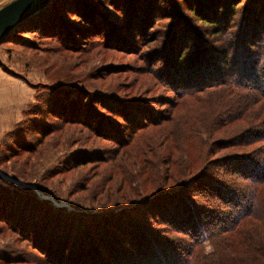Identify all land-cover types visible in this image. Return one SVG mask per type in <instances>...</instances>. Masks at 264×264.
I'll list each match as a JSON object with an SVG mask.
<instances>
[{"label":"trees","instance_id":"trees-1","mask_svg":"<svg viewBox=\"0 0 264 264\" xmlns=\"http://www.w3.org/2000/svg\"><path fill=\"white\" fill-rule=\"evenodd\" d=\"M162 1L51 0L18 24L10 34L37 30L42 36L58 39L60 47L68 49H83L93 42H84L85 36L104 37L108 47L114 44L115 48L130 51L146 42V31L158 17L167 15L171 22L163 44L143 55L147 68L155 69V72L157 69L155 74L160 75L174 93L173 98H164L168 105L163 111L170 109L171 113L177 109L178 116L157 112L144 98L90 91L62 78L46 86L49 89L47 97L55 99H48L46 110L42 108L45 111L41 114L44 116L41 123L33 120L40 127L38 137L30 139L27 144L17 142L18 150H33L41 138L54 131L56 125L46 122L50 114L54 115L53 119L60 118L61 123H79L88 128L96 137L114 144L109 150L143 145L147 148L162 143L166 159L175 147L170 142L169 133L163 131L177 130L176 133L185 140L183 143L188 144L195 152L194 156L200 158L198 160H202L201 165L198 163L196 169L181 161L175 172H169L167 168L165 174L167 179L169 176L182 178L159 185L155 193L124 197L118 209L98 212V219H93L94 215L83 217L85 222L98 220L102 230L95 229L94 233L85 229L83 235L89 245L84 250L82 248L78 264H264V147L255 151L244 149L255 141L264 140V0H164L160 8ZM106 3L120 16L124 27L119 25L122 23L110 21V15L103 11ZM158 9H162L160 14H156ZM69 13L77 15V21L69 18ZM193 16L212 26L218 45L214 47L208 42L206 45L200 42L196 35L198 31L191 25ZM117 26L127 31L122 34ZM139 39L143 41L138 43ZM193 40L197 43L190 54L188 51H192ZM155 99L157 105L163 98ZM257 104L259 106L255 108ZM182 105H185L186 114L179 108ZM209 115H219L220 122L225 116L224 124L247 120V125L237 123L234 126L235 133L232 128L222 136L224 139L212 143L214 150L215 145L219 149H230L222 156L209 158L214 150L210 146L204 147L198 133L192 134L201 127L205 130L214 127L212 122L205 123L202 119ZM152 128L159 129L160 137L150 135ZM142 134L144 137L140 138ZM96 152L103 153L84 150L72 161L102 159L103 155H94ZM9 190L0 187V217L3 215L6 219L10 218L14 204L11 197L1 193ZM200 192L212 194L217 202L215 206L206 208V203L202 205L193 201L196 199L194 193ZM28 194L31 204H37L38 208L33 206L30 209L27 204L20 205V208L36 213L46 200L37 198L33 192ZM16 199L17 193L13 201ZM141 207L148 209L155 221L162 220L185 236L177 241L164 242L152 236L148 229L134 234L136 230L127 220L136 219ZM56 211L70 215L64 210ZM49 216L53 218L52 214ZM50 220L42 221L39 232L51 228ZM71 225V222L66 225L65 221L63 227L69 229L54 230L56 246L48 257L53 264L72 263L64 260L65 249L60 245ZM103 233L106 239L100 243ZM137 236L142 239H136ZM128 240L133 242L132 247L124 249ZM205 240L212 247L209 252L205 251Z\"/></svg>","mask_w":264,"mask_h":264},{"label":"rangeland","instance_id":"rangeland-1","mask_svg":"<svg viewBox=\"0 0 264 264\" xmlns=\"http://www.w3.org/2000/svg\"><path fill=\"white\" fill-rule=\"evenodd\" d=\"M8 1L10 0H0V6ZM163 1L159 3L160 8ZM161 10L158 9L156 14H160ZM103 11L110 15L108 17L112 23L123 22L108 3L103 5ZM165 11L170 13V10ZM68 16L75 20L77 17L71 13ZM164 16L158 17L152 27L148 28L146 42L140 44L136 50L130 51H124L118 46L115 48L114 44L108 47L105 45L104 37L95 36L90 38L85 36L84 42H93L85 45L83 49L62 48L58 39L42 36L37 30L15 31L16 37L13 32L0 41V187L11 189L1 194L11 197V203L14 204L9 219L3 215L0 217V264H53L48 257L56 246L54 230L69 229L63 227L65 221L66 225L67 222H71L72 225L71 230L67 231L70 233L68 235L65 233L64 241L60 244L65 249L64 253L69 256L64 254L63 258L65 261H72L71 264H78L85 246L89 245V241L85 240L83 235L85 229L91 232L95 229L102 230L98 220L85 222L84 218L87 215L91 217L94 215L93 219H98L96 216L98 212L111 208L118 209V206L123 204L124 197L151 191L155 193L154 190L159 185L182 178L169 176L167 179L168 176L165 174L167 168L169 172H175L177 164L181 161L187 165L191 164L196 169L198 163L201 165L202 160H198L200 158L194 156L195 152H192L188 144L183 143L185 140L176 133L177 130H162L165 134L169 133L170 142L174 143L175 147V151L171 150L166 159L163 155L166 150L162 143L147 148L143 145L145 149L138 146L109 150L114 144L96 137L91 130L79 123H61L60 118L53 119V114L46 117V122L49 125H56L54 131L43 138L40 137L41 140L33 150H18L20 146L17 142L27 144L30 139L38 137L37 132L40 128L38 123L43 120L44 116L41 114L47 108L46 102L48 99H55L47 97L46 92L49 89L46 86L53 85L55 80L62 78L75 86L83 85L90 91L144 98L157 112L163 111L168 105L164 98H173L174 93L171 86L168 87L165 80L155 74L157 69L155 72V69L152 71L147 68L148 63L143 53L158 49L163 44L165 33L168 31L167 26L171 22L167 15ZM193 20L191 25L198 31L196 35L199 36L200 42H204L205 45L208 42L214 47L218 45L219 40L216 39L212 26L202 23L195 17ZM119 25L124 27L123 23ZM237 25L238 22L236 27ZM116 29L120 30V26ZM123 31L120 30L121 33ZM141 41L143 40L139 39L138 43ZM195 41L193 40L191 44L192 51L191 49L188 51L190 54L196 47ZM159 97L163 99L156 105L155 98ZM175 100L176 98L173 99ZM258 106L259 104L254 107ZM44 107L45 110H42ZM179 108L186 114L185 105ZM163 112L178 116L177 109L171 110V113L170 109ZM218 116L209 115L206 119L202 118L205 123L212 122L214 127H209L208 130L201 127L192 132L198 133L204 141L205 148L211 147L215 140L224 139L222 136L234 129L237 123L247 125V120L243 119L224 124L226 117L224 116L223 122H220ZM35 119L38 123L33 121ZM158 128L150 129L152 137H160L162 133ZM232 133H235V129ZM143 137L144 134L140 138ZM260 147H264V140L255 141L244 149L255 151ZM219 148L216 145L215 150L211 147L214 152L209 158L222 156L230 150ZM84 150L102 151V154L96 152L94 155L103 157L88 162L72 161L77 153ZM31 192L35 193L37 198L46 200L44 201L46 206L41 205L42 209L36 210L38 211L36 213L30 210L33 206L38 208L37 204L30 202L31 196L28 193ZM16 193L17 199L14 202ZM194 195L196 199L193 201L202 205L206 203V208L214 207L217 203L212 194L200 192ZM25 204L30 205L27 211L20 208V205ZM56 210H64L70 215ZM139 210L141 211L136 215V219L127 220L136 230L134 234L148 229L152 236L164 242L173 239L177 241L185 236L176 232L173 227L167 226L162 220L155 221L154 215L149 213L148 209L141 207ZM46 211H49V214ZM50 214L53 218L49 216ZM46 219H51V228L46 227L39 232L42 221L44 223ZM64 219L66 220L63 221ZM137 238L141 240L142 236ZM105 239L106 235L103 233L100 243ZM131 244L133 242L130 240L126 241L124 249L131 248ZM204 244L206 252L212 250L207 240ZM77 256L78 259H75ZM64 260L60 261L65 262Z\"/></svg>","mask_w":264,"mask_h":264},{"label":"water","instance_id":"water-1","mask_svg":"<svg viewBox=\"0 0 264 264\" xmlns=\"http://www.w3.org/2000/svg\"><path fill=\"white\" fill-rule=\"evenodd\" d=\"M51 0H10L0 6V41L25 19L37 13Z\"/></svg>","mask_w":264,"mask_h":264},{"label":"bare ground","instance_id":"bare-ground-1","mask_svg":"<svg viewBox=\"0 0 264 264\" xmlns=\"http://www.w3.org/2000/svg\"><path fill=\"white\" fill-rule=\"evenodd\" d=\"M42 9V8H41Z\"/></svg>","mask_w":264,"mask_h":264}]
</instances>
